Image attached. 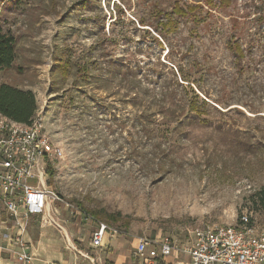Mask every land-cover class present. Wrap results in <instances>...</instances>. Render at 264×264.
Masks as SVG:
<instances>
[{"label": "rangeland", "instance_id": "374dc122", "mask_svg": "<svg viewBox=\"0 0 264 264\" xmlns=\"http://www.w3.org/2000/svg\"><path fill=\"white\" fill-rule=\"evenodd\" d=\"M81 1L21 0L4 12L0 0L17 52L0 83L36 95L34 118L54 148L46 186L62 198L52 214L72 241L91 249L92 212L124 233L105 243L106 252L114 242L134 248L144 235L182 240L188 229L235 225L244 213L264 229V208L253 201L264 185L262 0L216 8L205 0H91V9ZM176 5L199 7L173 14L170 29L159 12ZM230 40L244 50L242 67ZM98 42L104 48H90ZM101 52L140 66L142 89H133L125 68L116 74L92 66L93 75L81 77L76 62ZM196 94L202 114L194 120L186 107ZM161 150L172 160L165 167ZM7 217L0 208V224L13 226ZM40 222L66 240L63 230Z\"/></svg>", "mask_w": 264, "mask_h": 264}, {"label": "built area", "instance_id": "2783aa9c", "mask_svg": "<svg viewBox=\"0 0 264 264\" xmlns=\"http://www.w3.org/2000/svg\"><path fill=\"white\" fill-rule=\"evenodd\" d=\"M53 154L52 142L40 121L34 118L23 123L0 113V208L17 230L9 242L21 246L22 251L16 253L20 264L33 260L24 239L32 216L66 231L51 209L62 198L46 186L47 164ZM29 177L37 178V185H29ZM252 218V214L244 213L235 225L188 229L182 240L170 235L156 240L138 236L134 255L139 264H158V259L169 256H175L171 264H264V229L259 230ZM122 234L118 227L98 220L91 245L98 248L106 237L115 240ZM151 247L154 249L150 251ZM5 249L0 244V256Z\"/></svg>", "mask_w": 264, "mask_h": 264}, {"label": "trees", "instance_id": "16d2710c", "mask_svg": "<svg viewBox=\"0 0 264 264\" xmlns=\"http://www.w3.org/2000/svg\"><path fill=\"white\" fill-rule=\"evenodd\" d=\"M3 1V7L2 9L4 12H7L12 9H16L21 2V0H2ZM207 5L210 7H219L224 4L230 3L232 0H205ZM115 5V2H114ZM79 6L85 7L87 9H91L92 2L91 0H82L79 2ZM262 10L260 11L259 15V21L264 24V0L261 2ZM118 9L121 8L117 6ZM199 6H187V8H184L180 5H176L173 10L170 12H163L160 11V15H164L167 17V23L166 25L170 27V29L175 27V19L173 18V14H177L179 16H185L190 12L195 11ZM0 10V72L10 68L17 57L16 52V36L14 35L13 31L10 27H8L6 22V15L2 13L3 10ZM121 17V16H120ZM105 16L103 19L105 20ZM121 19V18H120ZM117 20V19H116ZM116 24V22H115ZM176 28V27H175ZM96 43L90 48L97 49ZM99 45H101V48L103 46L104 48V42H101ZM228 49L237 57V66L242 67L243 62V56H244V50L242 46L238 42H234L230 40L228 42ZM92 56L89 58V62H86V60H82L81 62L77 63V73L84 79H87V77L92 76L90 68L93 67H100L101 72H108L112 71L116 74H120L122 70L125 68L124 77L126 79H129L130 82H132V87L135 90L142 89L145 78L144 76H141V68L140 66L132 67L130 65L126 66L123 62L120 60H115L113 58H109L106 54L103 52L99 53L97 60H91ZM60 61V59H59ZM61 67V65L57 66V68ZM138 92V91H137ZM135 92L133 95V99L136 101L138 100L139 96L138 93ZM195 100L192 99V101L188 104V107H186L188 112H195L196 115L193 116L192 119H196V116L200 113L202 114L200 108L197 105V102L199 96L196 94L194 96ZM200 102V101H199ZM201 103L206 104V101H202ZM37 112V98L33 90L30 89H22L17 86H14L7 82L0 83V113L8 116L9 118L23 122V123H31L32 120L35 117V114ZM144 132H147L144 128ZM162 151V150H161ZM162 154H159V163L165 167V165H168L172 162L171 159L168 158L169 154H167V151H162ZM47 173L49 175H53L54 171L52 166L47 164ZM255 206L263 207L264 208V185L261 187V189L255 194L253 198ZM90 215L97 220H100L98 214L92 212ZM103 219H105L108 222L116 221L115 217L112 215L105 214L102 216ZM107 223V222H106Z\"/></svg>", "mask_w": 264, "mask_h": 264}, {"label": "crops", "instance_id": "0c3cea01", "mask_svg": "<svg viewBox=\"0 0 264 264\" xmlns=\"http://www.w3.org/2000/svg\"><path fill=\"white\" fill-rule=\"evenodd\" d=\"M1 218L3 219L4 216ZM40 219V216L36 215L31 217L24 236L27 249L33 255L31 264H139V260L134 255L135 247L131 248L127 243L114 242L110 250L106 252L104 251L105 243L108 244L111 240L106 237L102 246L94 248L90 243L91 249L88 250L86 247L76 245L67 231H65L67 236L65 235L64 241L58 232L52 231V226L42 225ZM4 229L8 231L5 232ZM16 231L14 226L7 227L3 222L0 224V244L6 245V249L0 256V264H20L16 253L22 251V248L9 242ZM152 249L154 247H151L150 251ZM181 257L184 260L187 259L186 256ZM174 260L175 256H169L165 259L160 258L157 262L171 264Z\"/></svg>", "mask_w": 264, "mask_h": 264}]
</instances>
